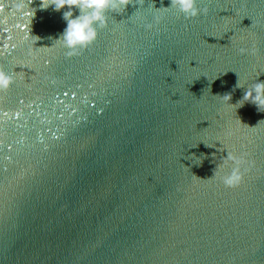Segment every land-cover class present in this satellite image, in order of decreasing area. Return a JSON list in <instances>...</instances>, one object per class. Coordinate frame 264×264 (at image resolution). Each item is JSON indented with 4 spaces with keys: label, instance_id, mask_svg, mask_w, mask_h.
<instances>
[{
    "label": "water",
    "instance_id": "water-1",
    "mask_svg": "<svg viewBox=\"0 0 264 264\" xmlns=\"http://www.w3.org/2000/svg\"><path fill=\"white\" fill-rule=\"evenodd\" d=\"M128 3L69 55L0 0V264H264V0Z\"/></svg>",
    "mask_w": 264,
    "mask_h": 264
},
{
    "label": "clouds",
    "instance_id": "clouds-1",
    "mask_svg": "<svg viewBox=\"0 0 264 264\" xmlns=\"http://www.w3.org/2000/svg\"><path fill=\"white\" fill-rule=\"evenodd\" d=\"M198 3L199 0H171L169 7L183 14L185 19H190L202 13L207 14L208 9L198 7ZM128 4V0H41L40 7L47 9L51 6L55 11L66 9L62 14L66 27L55 41L68 49V54L72 55L76 50L86 48L97 39V29L107 25L109 12H120ZM169 7H165L164 10L167 11ZM13 78L14 73L0 67V90L8 89L13 83ZM236 86L244 85L238 79ZM221 97L223 101L230 103V93ZM245 102L254 104L257 111L264 109V81L254 82L247 87V91L235 105L242 107ZM242 179L238 168L222 177L223 183L228 187L238 186Z\"/></svg>",
    "mask_w": 264,
    "mask_h": 264
}]
</instances>
